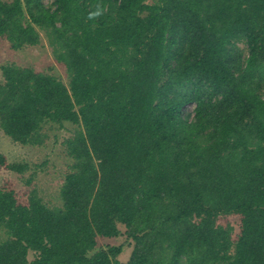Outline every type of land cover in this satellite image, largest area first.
Wrapping results in <instances>:
<instances>
[{
	"label": "trees",
	"instance_id": "obj_1",
	"mask_svg": "<svg viewBox=\"0 0 264 264\" xmlns=\"http://www.w3.org/2000/svg\"><path fill=\"white\" fill-rule=\"evenodd\" d=\"M41 32L69 85L2 66L0 128L73 125L72 164L59 207L0 188V264H264V0H0L13 49Z\"/></svg>",
	"mask_w": 264,
	"mask_h": 264
},
{
	"label": "rangeland",
	"instance_id": "obj_2",
	"mask_svg": "<svg viewBox=\"0 0 264 264\" xmlns=\"http://www.w3.org/2000/svg\"><path fill=\"white\" fill-rule=\"evenodd\" d=\"M43 1L48 7H53L54 0ZM41 39L38 46H25L17 50L13 49L5 38L0 37V84L3 82L2 66L16 64L20 67L32 68L37 72L53 75L64 84L69 85L70 78L64 67L54 58L52 48L49 46L44 32H41ZM239 45L246 50L244 43ZM193 108L194 105L186 107L183 112L184 115L191 113ZM75 128L69 123H64L61 126L48 125L45 128L48 136L45 143L41 146L30 147L14 143L0 128V154L6 157L9 164L27 163L31 168L25 175H20L6 167H0V188L15 192L19 202L23 204L28 202L29 195L34 190L49 206L59 207L62 204L61 187L72 164L65 144L73 136ZM31 175L33 178L28 184L27 181ZM218 223L223 226L231 225L234 238L240 232L241 218L239 216H221ZM98 244L104 248L107 245L125 244L118 260L124 263L130 258L132 246L128 244L124 235L116 239L98 238Z\"/></svg>",
	"mask_w": 264,
	"mask_h": 264
},
{
	"label": "clouds",
	"instance_id": "obj_3",
	"mask_svg": "<svg viewBox=\"0 0 264 264\" xmlns=\"http://www.w3.org/2000/svg\"><path fill=\"white\" fill-rule=\"evenodd\" d=\"M100 15V11L97 10L96 12L92 13V16H99Z\"/></svg>",
	"mask_w": 264,
	"mask_h": 264
}]
</instances>
